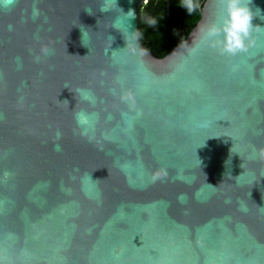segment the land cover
Wrapping results in <instances>:
<instances>
[{
	"label": "water",
	"instance_id": "water-1",
	"mask_svg": "<svg viewBox=\"0 0 264 264\" xmlns=\"http://www.w3.org/2000/svg\"><path fill=\"white\" fill-rule=\"evenodd\" d=\"M145 4L0 6V264H264V0L236 56L221 0L164 58Z\"/></svg>",
	"mask_w": 264,
	"mask_h": 264
},
{
	"label": "clouds",
	"instance_id": "clouds-1",
	"mask_svg": "<svg viewBox=\"0 0 264 264\" xmlns=\"http://www.w3.org/2000/svg\"><path fill=\"white\" fill-rule=\"evenodd\" d=\"M14 0H4L0 6L8 7ZM252 0H221L220 11L222 12V19L219 23H211L201 29V43L216 49L221 55L236 56L240 53H245L255 44L253 32L259 30V26L253 25V19L260 15V10L253 12L250 5ZM184 6L189 13L195 11L198 4L195 0H184ZM130 14V15H129ZM128 18H132L134 13L129 11ZM154 21H149L153 24ZM138 40V38H137ZM45 54L48 49H43ZM147 54V51H144ZM77 94L82 100L91 102V94L85 90H77ZM122 100L133 101L132 94L128 93L121 97ZM64 103H68L67 100ZM76 120L78 125L87 128L90 125L89 115L85 112L76 113ZM57 133V139L60 137ZM259 156L264 159V149L259 150Z\"/></svg>",
	"mask_w": 264,
	"mask_h": 264
},
{
	"label": "trees",
	"instance_id": "trees-1",
	"mask_svg": "<svg viewBox=\"0 0 264 264\" xmlns=\"http://www.w3.org/2000/svg\"><path fill=\"white\" fill-rule=\"evenodd\" d=\"M207 0H195L198 7L191 13L184 0H148L141 8V35L146 47L164 58L183 44L203 17ZM154 21L149 24V21Z\"/></svg>",
	"mask_w": 264,
	"mask_h": 264
},
{
	"label": "built area",
	"instance_id": "built-area-1",
	"mask_svg": "<svg viewBox=\"0 0 264 264\" xmlns=\"http://www.w3.org/2000/svg\"><path fill=\"white\" fill-rule=\"evenodd\" d=\"M148 2V0H146V3Z\"/></svg>",
	"mask_w": 264,
	"mask_h": 264
}]
</instances>
